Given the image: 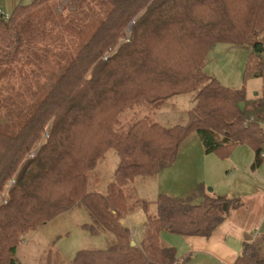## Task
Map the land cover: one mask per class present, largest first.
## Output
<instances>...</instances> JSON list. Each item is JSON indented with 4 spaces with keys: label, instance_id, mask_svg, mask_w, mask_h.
<instances>
[{
    "label": "trees",
    "instance_id": "obj_1",
    "mask_svg": "<svg viewBox=\"0 0 264 264\" xmlns=\"http://www.w3.org/2000/svg\"><path fill=\"white\" fill-rule=\"evenodd\" d=\"M94 2L106 8L101 19ZM219 42L249 47L246 76L264 78V0H68L62 9L58 0H20L0 16V264H20L15 253L32 228L80 206L90 217L83 226L109 242L62 262L183 264L162 233L209 238L242 205L204 183L187 197L136 193L137 180L172 166L194 132L206 153L228 156L247 144L253 167L264 163V95L251 117L240 105L245 88L203 70ZM183 93H195L187 124L145 115L122 127L127 110ZM111 149L114 180L90 190ZM139 209L147 220L132 245L121 220ZM235 264L264 259L245 243Z\"/></svg>",
    "mask_w": 264,
    "mask_h": 264
},
{
    "label": "rangeland",
    "instance_id": "obj_2",
    "mask_svg": "<svg viewBox=\"0 0 264 264\" xmlns=\"http://www.w3.org/2000/svg\"><path fill=\"white\" fill-rule=\"evenodd\" d=\"M7 1L8 0H0V8L6 10ZM30 1L31 0H23L24 3ZM58 1L59 8L62 9L67 5L68 0ZM90 5L92 6V12H97L99 18H103L106 10L104 5L95 2ZM69 11L70 10H64V13H68ZM83 17L85 21H87V16L84 15ZM250 52L251 49L247 46H237L230 43L219 42L214 45L208 53L203 70L226 87L231 89L245 88L248 100L241 102L240 105L249 116L256 118V113L259 111L257 105L260 102V98L264 95V78L246 76ZM194 95L195 93H183L174 96L158 108L146 105L129 109L121 116L122 127L127 128L132 122L145 115L151 116L153 120L166 127H172L177 124H187L189 120V110L193 105ZM261 121L264 124V120ZM185 145L191 146V148H194L193 145L198 148L203 146L197 132L190 135ZM232 154L235 155L234 160H236L239 169L231 171L230 176L232 181L225 186V190H228L229 193L223 194L229 197L245 199L243 200L245 207L250 206V204L253 205V201L256 204V200L252 199V197H258L259 194L257 190L258 188H262L260 182L264 185V165L259 168V175H257V173L254 174L252 164L255 154L250 145L244 144L236 147L232 150L230 156H232ZM230 156L228 155L227 158ZM117 161V151L115 149L109 150L108 154L91 175L89 183L90 190L97 189V185L94 182L96 179L101 178V180H109L110 176L113 175L114 166ZM178 171H185V168L183 167L180 169L176 166L173 173ZM190 173H192V171H190ZM197 173L198 172L194 174L197 175ZM187 175L189 174L187 173ZM260 177L263 179H260ZM190 180L191 178H186L183 184H179L175 180L168 183L166 182L165 184V180L163 179L162 181L160 180L161 183L158 184L154 179H150L146 182L142 179H138L136 193L138 196L153 201L156 199L158 190L167 188V190L170 191V195L187 197L191 194L186 193V190H188L191 184ZM127 190H129V193H133L132 186L127 187ZM152 211H155L154 205H152ZM245 215L248 217L247 214ZM246 216H238L237 219L252 223L253 218H246ZM89 221L90 217L88 211L85 207L80 206L57 216L49 222L37 224L35 228H32L28 234L25 235L23 241L18 246L15 253L16 260L20 264H56V261H58V264H67V262L62 261L73 260L80 250L105 248L109 242L108 234L101 233L96 235L92 233L88 228L83 226ZM256 228L257 226L254 227L253 233L256 232ZM257 229L260 233L264 234V226L262 227V223L261 225L259 223ZM169 235L170 239L168 242H171L177 249L180 261H183V264H205L201 261H209L208 257L206 258L202 253L196 254V252L191 254L192 256L189 258L192 248L184 236L172 233ZM246 236L248 242H254V239H256L254 234L253 237L248 233ZM132 238L136 244H140L139 242L137 243L133 236ZM49 249H52V254H49ZM259 254L261 258H264V246L259 250Z\"/></svg>",
    "mask_w": 264,
    "mask_h": 264
},
{
    "label": "crops",
    "instance_id": "obj_3",
    "mask_svg": "<svg viewBox=\"0 0 264 264\" xmlns=\"http://www.w3.org/2000/svg\"><path fill=\"white\" fill-rule=\"evenodd\" d=\"M19 1L20 0H8L6 3L7 4L6 10L10 12L13 11V9L15 8L16 4ZM189 138L190 136L182 144L178 158L172 166L162 170L157 175L150 177L148 179L146 178H139V179L144 180V182L150 179H154L158 184H160L163 179L165 180V184L166 182L168 183L175 180L177 181V183L183 184L186 178H191L190 180L191 184L188 187V190H186L187 194L193 193L194 190L197 188V186L201 183H204L207 187H210L214 194H223V193L228 194L229 192L228 190H225V186H227V183L232 181L230 173L232 170L239 169L238 165L236 164V160H234L235 153L232 154V156L229 155L230 156L229 158L219 153H206L203 146H201V148H198L193 145L194 148H191V146L189 147L185 145L186 142L189 140ZM241 145H238L236 147H239ZM108 152L105 154V156L108 154ZM255 157L256 155L254 156L253 163L255 161ZM117 163L114 166L113 175L110 176L109 180H103V179L101 180V178H99L94 181L95 184L97 185V189L95 190L104 191L107 185L114 180V171L117 166ZM263 165L264 163L261 164L260 166L253 167L252 164V169L254 170V174L257 173V175H259L260 172L259 168H261ZM176 166H178L180 169L184 167L185 171H178L176 173H173ZM188 170L192 171V173H190V171ZM93 172L91 173V175L93 174ZM186 172L189 175H187ZM196 172H198L197 175L194 174ZM260 179L263 178L260 177ZM90 180H91V176H90ZM260 184L262 188L260 189L258 188L257 190V193L259 194V195L257 194L258 197H252V199L256 200V204L253 201V205L250 204L251 206L250 209V206L245 207L244 205L245 203L243 202V200L245 199L240 198L242 200V205L236 209H233L231 214L228 216V219L224 220L213 231L212 235L209 238L199 237V236H193V237L184 236V238L192 248V251L189 254L190 255L189 258H191L192 256L191 254L196 252V254L202 253L203 255L206 256V258L207 257L209 258V261H201L204 262L205 264H235L238 256L241 254L243 250L245 243L256 244L258 251L262 248V246H264V234L260 233L259 230L257 229L259 223L260 225L262 223V227L264 226V185H262L261 182ZM161 193L169 194L170 191L167 190V188L160 189L157 192V196ZM245 214H247L249 218H253L252 223H249L247 221L243 222L237 219L238 216H246ZM248 217L246 216V218ZM146 220H147L146 212L143 209H139L135 213L129 214L126 217H124L121 220V222L124 226L130 228L132 232V236L137 241V243L138 242L140 243L142 240V235L144 232V224ZM256 226H257L256 232H258V235L255 234L256 232L253 233L254 227ZM247 233L252 235V237L254 234L256 238L254 239V242L247 241V236H246ZM169 234L171 233L169 232L162 233V238L164 239V241H166V243L173 246L171 242H168L170 239Z\"/></svg>",
    "mask_w": 264,
    "mask_h": 264
},
{
    "label": "built area",
    "instance_id": "obj_4",
    "mask_svg": "<svg viewBox=\"0 0 264 264\" xmlns=\"http://www.w3.org/2000/svg\"><path fill=\"white\" fill-rule=\"evenodd\" d=\"M9 15V11L0 8V16H8ZM256 235H258V232L255 233Z\"/></svg>",
    "mask_w": 264,
    "mask_h": 264
},
{
    "label": "water",
    "instance_id": "obj_5",
    "mask_svg": "<svg viewBox=\"0 0 264 264\" xmlns=\"http://www.w3.org/2000/svg\"><path fill=\"white\" fill-rule=\"evenodd\" d=\"M132 245H136V242L134 240L132 241Z\"/></svg>",
    "mask_w": 264,
    "mask_h": 264
}]
</instances>
